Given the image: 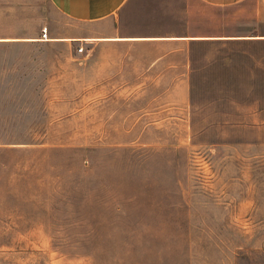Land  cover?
Listing matches in <instances>:
<instances>
[{"label": "rangeland", "instance_id": "374dc122", "mask_svg": "<svg viewBox=\"0 0 264 264\" xmlns=\"http://www.w3.org/2000/svg\"><path fill=\"white\" fill-rule=\"evenodd\" d=\"M148 2L169 9L162 29L224 35L223 11ZM62 23L48 0H0V37ZM14 41L0 44V264H264V65L251 76L240 46L205 44L183 79H156L138 70L148 48Z\"/></svg>", "mask_w": 264, "mask_h": 264}, {"label": "crops", "instance_id": "0c3cea01", "mask_svg": "<svg viewBox=\"0 0 264 264\" xmlns=\"http://www.w3.org/2000/svg\"><path fill=\"white\" fill-rule=\"evenodd\" d=\"M48 1L61 17L62 25L54 27L48 24L44 29L47 31L46 39H40L41 32L38 33L39 37L32 38L0 37V44L16 40L72 43L83 49L84 45L144 47L148 48V53L140 59L144 64H140L138 70L144 72L140 74L142 77L156 79H183L186 76V63L201 60L191 53L190 47L205 44L240 46L235 61L241 66L250 63L251 76L257 77L259 68L264 65V55L243 48L264 44V0H197L209 12H224V35L218 33L216 28L196 34H185L183 28L179 32V27L175 31L162 29V24L170 19L167 15L170 14L169 9L150 6L149 2L146 7L140 0ZM228 58L226 55V61Z\"/></svg>", "mask_w": 264, "mask_h": 264}, {"label": "built area", "instance_id": "2783aa9c", "mask_svg": "<svg viewBox=\"0 0 264 264\" xmlns=\"http://www.w3.org/2000/svg\"><path fill=\"white\" fill-rule=\"evenodd\" d=\"M43 38L46 39L47 38V31L44 30L43 31ZM84 49L83 48H79V52H82Z\"/></svg>", "mask_w": 264, "mask_h": 264}]
</instances>
